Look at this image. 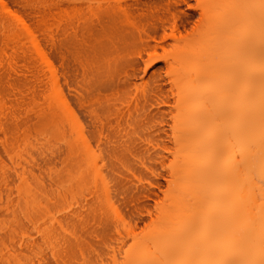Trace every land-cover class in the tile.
<instances>
[{
  "label": "bare ground",
  "instance_id": "obj_1",
  "mask_svg": "<svg viewBox=\"0 0 264 264\" xmlns=\"http://www.w3.org/2000/svg\"><path fill=\"white\" fill-rule=\"evenodd\" d=\"M0 264H264V0H0Z\"/></svg>",
  "mask_w": 264,
  "mask_h": 264
},
{
  "label": "rangeland",
  "instance_id": "obj_2",
  "mask_svg": "<svg viewBox=\"0 0 264 264\" xmlns=\"http://www.w3.org/2000/svg\"><path fill=\"white\" fill-rule=\"evenodd\" d=\"M106 257V256H105Z\"/></svg>",
  "mask_w": 264,
  "mask_h": 264
}]
</instances>
